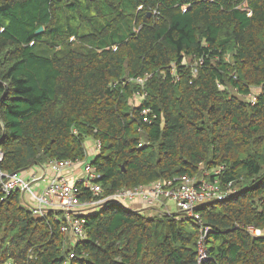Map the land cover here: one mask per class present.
<instances>
[{"label":"trees","instance_id":"trees-1","mask_svg":"<svg viewBox=\"0 0 264 264\" xmlns=\"http://www.w3.org/2000/svg\"><path fill=\"white\" fill-rule=\"evenodd\" d=\"M185 59H203L195 77ZM89 139L107 195L223 167L212 178L239 191L197 208L202 264H264L247 230L264 231V0H0V169L84 160ZM84 217L72 245L0 186V264H198L192 221L112 204Z\"/></svg>","mask_w":264,"mask_h":264},{"label":"built area","instance_id":"built-area-1","mask_svg":"<svg viewBox=\"0 0 264 264\" xmlns=\"http://www.w3.org/2000/svg\"><path fill=\"white\" fill-rule=\"evenodd\" d=\"M185 60L183 63L191 68L195 77L199 67L204 63L203 59L195 62L191 59L187 62ZM172 66L175 68V65ZM149 77L148 74L139 77L136 82L144 85ZM258 90L254 88L255 94L247 97L253 103L256 101ZM142 114L145 116L147 110ZM88 141L94 145L92 153L86 149V157L81 161L51 159L46 163H35L22 172L14 173L0 169L2 192L6 196L19 193L22 206L35 217L42 219L53 213V219L60 223L61 232L72 245L87 236L84 217L87 211L100 210L107 204L124 206L126 203L140 202L154 212L152 215L174 216L197 224L200 229L198 264L210 259L205 247V239L212 229L206 225L196 210L203 204L223 201L238 193L239 190L233 181L222 184L219 176L212 178V174L219 175L223 167L213 171L206 170L201 176L183 175L168 180L160 179L148 185L120 188L107 195L99 183L100 173L92 168V160L90 162L87 160L89 156L93 158L100 152L101 143L92 139ZM2 159L3 152L0 151V161ZM29 170L34 173L29 174ZM69 174L73 175V178H70ZM83 193H89L90 197L81 200ZM247 230L254 236L264 234L263 230L251 226H248ZM73 256L74 254H70V257Z\"/></svg>","mask_w":264,"mask_h":264},{"label":"crops","instance_id":"crops-1","mask_svg":"<svg viewBox=\"0 0 264 264\" xmlns=\"http://www.w3.org/2000/svg\"><path fill=\"white\" fill-rule=\"evenodd\" d=\"M88 142H89V146H90L88 151L90 153H92V149H93L94 145H93V143H91V141H88ZM28 173L29 174H33L34 171L29 170ZM69 176H70V178H73V175L69 174ZM128 206H129L128 208L131 209V210L141 211L143 214H146V215H149V216L154 213L151 209L144 207L143 204L141 205L140 202H131V203H128Z\"/></svg>","mask_w":264,"mask_h":264},{"label":"rangeland","instance_id":"rangeland-1","mask_svg":"<svg viewBox=\"0 0 264 264\" xmlns=\"http://www.w3.org/2000/svg\"><path fill=\"white\" fill-rule=\"evenodd\" d=\"M188 60H190V59H186L185 61L187 62ZM230 92H231V93H234V91L231 90V89H230ZM134 102H135V101H134ZM136 102H137V101H136ZM136 102H135V103H136ZM89 148H90V147H89V142H88V140H87V142H86V149H89ZM92 159H93L92 156H89V157L87 158V160H88L89 162H90ZM124 206H125L126 208L129 207V206H128V203H126ZM172 206H173V205H172ZM88 212H91V211L89 210V211H87L86 213H88Z\"/></svg>","mask_w":264,"mask_h":264},{"label":"water","instance_id":"water-1","mask_svg":"<svg viewBox=\"0 0 264 264\" xmlns=\"http://www.w3.org/2000/svg\"><path fill=\"white\" fill-rule=\"evenodd\" d=\"M43 30H44V28H43V27H40V28L36 31V33L39 34V33H41Z\"/></svg>","mask_w":264,"mask_h":264}]
</instances>
